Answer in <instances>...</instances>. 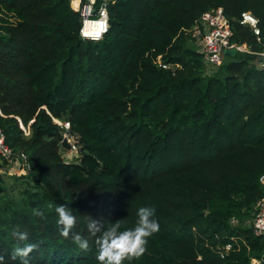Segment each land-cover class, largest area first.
Listing matches in <instances>:
<instances>
[{
  "label": "trees",
  "instance_id": "trees-1",
  "mask_svg": "<svg viewBox=\"0 0 264 264\" xmlns=\"http://www.w3.org/2000/svg\"><path fill=\"white\" fill-rule=\"evenodd\" d=\"M217 7L248 52L209 69L190 29ZM107 11L106 33L88 40L71 0H0V129L30 167L10 187L0 175L3 264H22L13 229L37 245L28 264H99L89 216L125 230L147 206L159 231L124 264H250L263 249L241 223L264 172V0H109ZM246 11L258 35L239 22ZM59 204L88 251L60 235Z\"/></svg>",
  "mask_w": 264,
  "mask_h": 264
},
{
  "label": "built area",
  "instance_id": "built-area-1",
  "mask_svg": "<svg viewBox=\"0 0 264 264\" xmlns=\"http://www.w3.org/2000/svg\"><path fill=\"white\" fill-rule=\"evenodd\" d=\"M76 1V6L73 2ZM109 0H100V3L95 6L96 0H71V6L75 11H79L81 15V25L79 35L83 39L99 40L108 29V11L107 2ZM239 22L243 25L251 27L255 35L259 34L258 20L250 12H242ZM102 24L100 34L95 32V28ZM190 33L195 43L200 47L199 51L204 54L205 64L209 69L221 64L227 49L234 51H247L245 45H236L230 42L232 30L230 20L224 13L221 7L204 11L195 21L190 29ZM260 61L258 67H264V51L258 53ZM158 65L162 68H168L169 65L162 64L158 60ZM68 128V122L62 124ZM28 134V133H26ZM72 150H77L75 144L70 139H67ZM28 158L24 152H14L6 143L5 134L0 129V175L9 174L11 170L18 169L28 171ZM261 193L256 199L252 207V218L250 226L252 233L261 238L263 249L259 256L252 257L250 264H264V172L258 177ZM231 223H239L234 218ZM230 243L225 245V250H229Z\"/></svg>",
  "mask_w": 264,
  "mask_h": 264
},
{
  "label": "clouds",
  "instance_id": "clouds-1",
  "mask_svg": "<svg viewBox=\"0 0 264 264\" xmlns=\"http://www.w3.org/2000/svg\"><path fill=\"white\" fill-rule=\"evenodd\" d=\"M58 215L57 225L60 235L71 241L82 251L89 250V240L77 232H73L76 227V217L69 207L59 204L55 208ZM156 210L152 206L140 207L137 210V221L134 227L121 230V220H116L110 226L105 227L101 220L89 216L87 231L90 237L95 238L97 250L96 259L99 264H124V261L139 260L147 252L148 240L159 231L158 220L155 219ZM33 215L41 219L45 214L40 209L34 208ZM13 237L19 242L10 254L11 260L19 259L22 264H28V257L37 245L25 243L29 239L27 231L13 229ZM4 257L0 255V264H3Z\"/></svg>",
  "mask_w": 264,
  "mask_h": 264
},
{
  "label": "rangeland",
  "instance_id": "rangeland-1",
  "mask_svg": "<svg viewBox=\"0 0 264 264\" xmlns=\"http://www.w3.org/2000/svg\"><path fill=\"white\" fill-rule=\"evenodd\" d=\"M193 44H194V46H195V48L197 50L200 49V47L195 43V41H193ZM236 53L238 54L239 52H236ZM231 59L232 58H230V57L227 56V57H225L223 59V61L228 62ZM214 68H216V67H214ZM26 133H29V130L28 129H25V134ZM76 153H77V150H72V149H66V151H64V153L62 152L63 157H64V160H66L67 162L75 161V159H76L75 157L77 155ZM17 171H18V169H13V170L10 171L9 174H1L2 177H3V179H4V182L6 183V185H9V187L11 185H13V184L16 185L18 182H20V179L19 178H21V177L19 176V173ZM16 178H18V179H16ZM15 191L16 190H11L10 191V194L15 193ZM251 216H252V213L244 217L242 223L240 222L242 227L248 228L250 226V221H251V218H252ZM232 224L233 225H237L238 223H232Z\"/></svg>",
  "mask_w": 264,
  "mask_h": 264
},
{
  "label": "water",
  "instance_id": "water-1",
  "mask_svg": "<svg viewBox=\"0 0 264 264\" xmlns=\"http://www.w3.org/2000/svg\"><path fill=\"white\" fill-rule=\"evenodd\" d=\"M235 51H234V49H227V50H225V53L226 54H233ZM262 59H264V57H261ZM61 145H62V147H64L65 149H69L70 148V144H69V141L67 140V138L66 137H64L63 139H62V141H61Z\"/></svg>",
  "mask_w": 264,
  "mask_h": 264
},
{
  "label": "bare ground",
  "instance_id": "bare-ground-1",
  "mask_svg": "<svg viewBox=\"0 0 264 264\" xmlns=\"http://www.w3.org/2000/svg\"><path fill=\"white\" fill-rule=\"evenodd\" d=\"M73 5L76 6V1L73 2ZM101 30H102V24H100L99 26L95 28V32L98 34H100Z\"/></svg>",
  "mask_w": 264,
  "mask_h": 264
}]
</instances>
